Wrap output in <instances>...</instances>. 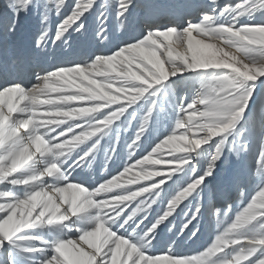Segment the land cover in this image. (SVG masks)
Here are the masks:
<instances>
[{
	"label": "snow or ice",
	"instance_id": "snow-or-ice-1",
	"mask_svg": "<svg viewBox=\"0 0 264 264\" xmlns=\"http://www.w3.org/2000/svg\"><path fill=\"white\" fill-rule=\"evenodd\" d=\"M0 264H264V0H0Z\"/></svg>",
	"mask_w": 264,
	"mask_h": 264
},
{
	"label": "bare ground",
	"instance_id": "bare-ground-1",
	"mask_svg": "<svg viewBox=\"0 0 264 264\" xmlns=\"http://www.w3.org/2000/svg\"><path fill=\"white\" fill-rule=\"evenodd\" d=\"M115 35H118V33H115ZM90 44L89 42H80V44L76 45L74 44V48L69 50V49H65L64 53H61L59 50L56 51L55 55L56 56H62V55H67L68 58H75L76 54L85 47H88ZM183 217H180L177 221H175V223L179 224L180 220H182ZM199 227H201V235H200V239L195 240V239H188L187 237L183 240V243L181 244L180 248L178 250L180 251H190L193 248L199 247V245L207 240L208 238V232H209V221L207 220V214H205V217L202 218L199 221V224L197 225ZM170 233H165V237L167 238L168 236H170Z\"/></svg>",
	"mask_w": 264,
	"mask_h": 264
}]
</instances>
